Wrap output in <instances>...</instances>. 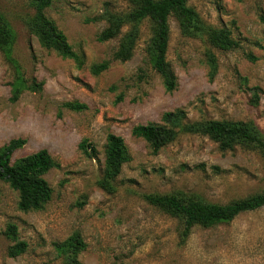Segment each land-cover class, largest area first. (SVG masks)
<instances>
[{
  "label": "rangeland",
  "instance_id": "obj_1",
  "mask_svg": "<svg viewBox=\"0 0 264 264\" xmlns=\"http://www.w3.org/2000/svg\"><path fill=\"white\" fill-rule=\"evenodd\" d=\"M205 24L232 30L239 46L212 48L206 36L182 34L170 17L167 59L177 84L167 91L146 47L148 20L131 59L112 60L98 75L91 65L112 59L120 36L98 40L108 25L106 11L126 12L127 0H55L46 15L61 29L85 62L78 67L45 48L25 23L35 12L30 0H0L16 34L13 56L0 51V147L13 138L26 143L13 161L46 148L57 166L44 174L52 197L41 210L18 207L19 192L0 183V264H64L55 247L78 231L87 243L83 264H264V206L230 222L196 224L182 237V221L149 203V193L182 192L206 201L228 203L264 190V159L255 149L223 151L206 135L180 134L158 152L132 134L138 124L161 123L165 111L181 108L186 121L254 120L264 131V0H189ZM128 25L123 27V32ZM216 56L210 76L206 51ZM43 81L41 90L24 89L12 101V82ZM79 101L82 109L65 106ZM121 135L130 154L114 192L100 186L107 135ZM86 140L85 151L80 143ZM18 227L27 250L9 255L15 241L5 234Z\"/></svg>",
  "mask_w": 264,
  "mask_h": 264
},
{
  "label": "trees",
  "instance_id": "obj_2",
  "mask_svg": "<svg viewBox=\"0 0 264 264\" xmlns=\"http://www.w3.org/2000/svg\"><path fill=\"white\" fill-rule=\"evenodd\" d=\"M55 0H30L35 12L25 19L29 30L35 34L40 43L47 49L54 50L63 58L73 59L78 67L85 62L83 54L78 53L69 43L65 33L49 18L45 9ZM130 9L126 12L106 11L108 25L99 33L98 40L109 41L120 36L118 47L113 52L112 59L93 63L90 67L95 75L108 69L112 60L125 62L132 58L140 36V23L148 20L151 25V37L146 50L153 68L161 75L167 91H172L177 84V76L167 59L170 41V17L176 16L180 29L185 36H206L213 48L233 50L239 42L233 37L232 30L227 26L214 27L205 24L189 0H127ZM128 29L123 32V27ZM17 34L6 13L0 8V51L7 60L18 69L19 65L13 56V48ZM210 76L216 72V56L211 49L206 51ZM43 81L33 79L27 83L21 74L12 82L15 101L24 89L41 90ZM65 106L82 109L86 104L79 101L65 102ZM161 123L138 124L132 128V134L145 139L158 152L180 134L206 135L218 143L221 150H233L245 147L257 150L264 159V131L254 120L232 119H201L186 121L185 110L165 111ZM26 143L22 137L13 138L0 147V183L6 181L19 192L18 207L23 211L41 210L52 197V189L44 178L49 169L57 166L51 153L42 148L13 161L16 150ZM85 151L88 149L86 140L80 143ZM130 160L125 140L121 135L109 133L106 142L105 168L99 184L105 190L114 192L116 180L124 163ZM145 199L152 205L182 221V237L187 238L196 224L213 226L222 222H230L240 213L255 210L264 206V190L248 196L234 199L228 203L206 201L195 195L182 192L147 193ZM5 234L15 243L9 247V255L16 257L27 250L28 243L18 238V227L10 222ZM64 264H83L80 254L87 243L78 231L55 244Z\"/></svg>",
  "mask_w": 264,
  "mask_h": 264
}]
</instances>
